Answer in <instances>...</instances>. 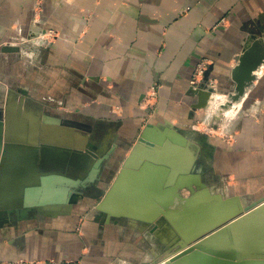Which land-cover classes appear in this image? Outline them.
I'll return each mask as SVG.
<instances>
[{"label": "crops", "instance_id": "crops-1", "mask_svg": "<svg viewBox=\"0 0 264 264\" xmlns=\"http://www.w3.org/2000/svg\"><path fill=\"white\" fill-rule=\"evenodd\" d=\"M50 30L60 36L47 40ZM2 39L19 48L0 54L15 143L2 203L34 189L28 198L42 208L0 215V264L163 262L176 221L141 220L154 195L139 197L127 179L113 201L122 214L96 210L150 124L187 142L188 175L219 196L218 214L263 202L264 0H0ZM244 51L263 63L235 102ZM202 60L214 86L205 100L190 85Z\"/></svg>", "mask_w": 264, "mask_h": 264}, {"label": "water", "instance_id": "water-1", "mask_svg": "<svg viewBox=\"0 0 264 264\" xmlns=\"http://www.w3.org/2000/svg\"><path fill=\"white\" fill-rule=\"evenodd\" d=\"M18 51V47H3L1 53ZM250 55L244 51L239 64L233 70L232 78L236 83L233 98L235 102L255 80L253 72L263 63V59H252ZM209 79L210 73L206 71L200 86L192 90L198 99H208L213 93L214 89L208 87ZM9 103L10 100L6 105H0V215L42 208L28 198L34 189L20 190L16 203H2V178L11 149L15 147V143L9 139ZM22 103L23 98L20 99L19 108ZM82 155L84 163H88V154L82 152ZM191 162L192 154L186 141L175 139L152 124L147 125L116 182L96 206V210L108 216L121 215L115 209L118 205L113 201L116 196H121L122 186L129 179L132 186L138 189L139 197L152 194L157 203L148 205V210L144 204L140 205L142 209L145 207L139 212L140 215H150L141 220L152 223L156 217L162 215L168 219L171 217L169 221L173 226L172 218L176 221L174 251L160 264H264V232L260 235L259 231L264 229V217L261 216L264 213V200L249 208L223 204V209L218 214L219 196L211 194L196 171L188 175ZM99 164L100 161L95 167ZM79 169L84 172L87 166L82 165L81 168L79 165ZM184 191H188L190 195L184 196ZM5 199L10 200V196H5ZM168 199L175 200L174 213L165 210L169 206L166 205Z\"/></svg>", "mask_w": 264, "mask_h": 264}, {"label": "built area", "instance_id": "built-area-1", "mask_svg": "<svg viewBox=\"0 0 264 264\" xmlns=\"http://www.w3.org/2000/svg\"><path fill=\"white\" fill-rule=\"evenodd\" d=\"M54 33L55 32L53 31H49L47 34L52 36V34ZM207 67H208V63L205 60H202L197 64L195 71L193 73V77L190 81V85L193 89H196L200 86L203 76L207 71ZM208 87L214 88V86L211 83L208 84ZM157 95L158 93L156 87L154 86L149 93V97L150 99H155Z\"/></svg>", "mask_w": 264, "mask_h": 264}, {"label": "rangeland", "instance_id": "rangeland-1", "mask_svg": "<svg viewBox=\"0 0 264 264\" xmlns=\"http://www.w3.org/2000/svg\"><path fill=\"white\" fill-rule=\"evenodd\" d=\"M50 31H53L55 33L52 34V36L46 34L45 36H46L47 40L51 41V40H54V39H56V38H58L60 36V33L58 31H56V30H50ZM25 42H27L26 38L23 39V42L22 43H25ZM3 47H17V46L15 44H12L10 42L4 41L2 39V40H0V54H5V53H1V50H2ZM11 98H12V92L9 91L7 94H5L4 97L2 96L1 101H0V104L2 106L6 105V102L9 101V100L11 101ZM190 151H191V149H190ZM169 254H170V256L172 255V253H166V252L163 251V252H161V255L162 256L159 259L160 260L161 259L164 260V258H166V256L169 255Z\"/></svg>", "mask_w": 264, "mask_h": 264}, {"label": "bare ground", "instance_id": "bare-ground-1", "mask_svg": "<svg viewBox=\"0 0 264 264\" xmlns=\"http://www.w3.org/2000/svg\"><path fill=\"white\" fill-rule=\"evenodd\" d=\"M10 166V165H9ZM6 182V181H5Z\"/></svg>", "mask_w": 264, "mask_h": 264}]
</instances>
